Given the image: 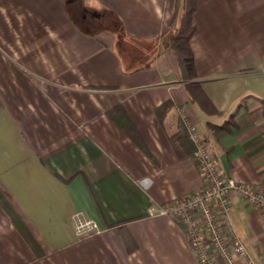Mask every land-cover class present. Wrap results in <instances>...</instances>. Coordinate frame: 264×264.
Wrapping results in <instances>:
<instances>
[{
  "label": "crops",
  "instance_id": "obj_1",
  "mask_svg": "<svg viewBox=\"0 0 264 264\" xmlns=\"http://www.w3.org/2000/svg\"><path fill=\"white\" fill-rule=\"evenodd\" d=\"M80 1L121 31L83 28L79 0H0V192L41 251L0 203V264H199L160 213L203 185L180 112L264 191V0H195L194 78L169 43L192 0ZM231 215L264 264L262 212L235 195Z\"/></svg>",
  "mask_w": 264,
  "mask_h": 264
},
{
  "label": "built area",
  "instance_id": "obj_2",
  "mask_svg": "<svg viewBox=\"0 0 264 264\" xmlns=\"http://www.w3.org/2000/svg\"><path fill=\"white\" fill-rule=\"evenodd\" d=\"M195 144L194 158L203 185L194 192L176 197L162 206L160 213L170 216L185 231L199 264H260L238 235L232 220L233 197L239 195L264 216V191L252 184L225 175L209 142L198 125L180 112ZM79 234L100 233L94 219L74 215Z\"/></svg>",
  "mask_w": 264,
  "mask_h": 264
},
{
  "label": "trees",
  "instance_id": "obj_3",
  "mask_svg": "<svg viewBox=\"0 0 264 264\" xmlns=\"http://www.w3.org/2000/svg\"><path fill=\"white\" fill-rule=\"evenodd\" d=\"M68 9L70 10L71 13H73L74 11L75 12L77 11L76 9L72 10L73 8L71 7H68ZM194 9H195V0H192L187 11L184 13L183 23L181 24V26L178 28L176 32H173L170 35V38H169V43L175 49L178 55L184 76L186 78H194L196 74L195 65H194V54L190 47V40H191L192 35L195 32V26L192 22V14H193ZM99 12L102 13V16H106L105 10H101ZM82 22L84 23L86 21L83 19L80 20V25L83 28L88 29L89 27L86 26L85 24L82 25L81 24ZM169 105H170L169 101L165 102L163 105L159 107L158 112H160L161 109L168 108ZM229 122L231 121H227L224 124V126L221 128H227L228 130L229 124L227 123ZM215 132L217 133L216 129H215ZM0 203L6 209V211H8L12 215L13 220L15 221L18 228L22 231L26 239L31 242V244L34 246V248H36V251H38V253L39 252L41 253V251L37 250V246H39V244L37 242L36 237L34 236V234H32L29 231L25 222H23L20 218L15 216L14 211H13L14 209L10 203V200L8 199L6 195H4L1 192H0Z\"/></svg>",
  "mask_w": 264,
  "mask_h": 264
},
{
  "label": "rangeland",
  "instance_id": "obj_4",
  "mask_svg": "<svg viewBox=\"0 0 264 264\" xmlns=\"http://www.w3.org/2000/svg\"><path fill=\"white\" fill-rule=\"evenodd\" d=\"M77 4L80 5V7L77 8V11L76 12L74 11L73 13H77L78 12L79 20H82L83 19L82 18L83 5H82V3H81L80 0H79V2ZM70 7L72 8L73 6L71 5ZM72 10H74V9H72ZM98 10L99 9H97V11ZM99 11H101V10H99ZM76 18H77V15H76ZM115 22H116V24L118 26H115ZM81 24L82 25L85 24L86 26H88L90 28V30H99L101 28L104 29L105 27H107V28H113L114 30L120 32L121 29H122V25H121L120 19L119 18H116L114 15H111V16L108 15L107 16V14H106V16H102L101 19L98 18V17H95L93 15H90V16H88L87 21L84 22V23L82 22Z\"/></svg>",
  "mask_w": 264,
  "mask_h": 264
},
{
  "label": "flooded vegetation",
  "instance_id": "obj_5",
  "mask_svg": "<svg viewBox=\"0 0 264 264\" xmlns=\"http://www.w3.org/2000/svg\"><path fill=\"white\" fill-rule=\"evenodd\" d=\"M70 1L74 2L76 0H70ZM75 5H76V3H75ZM90 15H93V16L99 17V18L102 17V13L95 10V9L93 10V9H89V8H83V14H82L83 20L87 21L88 16H90Z\"/></svg>",
  "mask_w": 264,
  "mask_h": 264
}]
</instances>
